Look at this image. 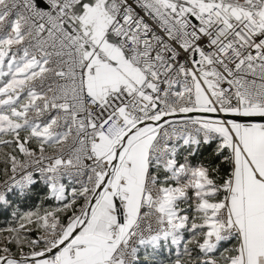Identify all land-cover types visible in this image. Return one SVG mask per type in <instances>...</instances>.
Returning a JSON list of instances; mask_svg holds the SVG:
<instances>
[{"label": "built area", "instance_id": "built-area-1", "mask_svg": "<svg viewBox=\"0 0 264 264\" xmlns=\"http://www.w3.org/2000/svg\"><path fill=\"white\" fill-rule=\"evenodd\" d=\"M80 1L0 0V40H13L12 60L25 58L37 69L29 85L33 104L27 120L63 137L55 151L28 155L1 184V195L38 181L49 187L70 181L93 193L108 170L94 150L98 139L117 141L131 128L163 118L149 127L156 129L150 160L169 172L170 166L179 168L180 180L186 169L176 167L170 149L184 146L183 137L193 139L203 124L215 121L173 116L264 114V0H105L106 37L142 80L118 70L124 83L104 99L86 88L88 70L76 36L93 52L98 45L72 20ZM98 55L108 62L101 49ZM205 134L212 141L213 132ZM185 193L183 187L180 195ZM163 203L160 189L150 184L134 223L116 240L126 247L125 258L156 236L175 231L163 219ZM112 233L117 235L119 227ZM237 233L230 227L220 240Z\"/></svg>", "mask_w": 264, "mask_h": 264}, {"label": "rangeland", "instance_id": "rangeland-1", "mask_svg": "<svg viewBox=\"0 0 264 264\" xmlns=\"http://www.w3.org/2000/svg\"><path fill=\"white\" fill-rule=\"evenodd\" d=\"M93 18L94 17H92V19ZM86 19H90V15L87 16ZM88 22L91 23L90 20H88ZM98 24H100L101 27L103 26L102 22H99ZM102 34V30H98L97 36L92 37H97L99 45L108 46L109 42L107 39H104ZM83 35L90 39V37H88L89 34L84 32ZM76 39L82 48V54L84 57L88 52L85 43L80 37L76 36ZM12 43L13 40L8 38L0 40V166L3 167V173L0 174V186L11 177L14 169L24 159H26L28 155L40 152H53L51 151L53 149L50 148L55 145V142L54 144L51 143V145L49 143L52 141V138H55V136L50 134L49 129L48 131H46L47 129H36L32 126L33 123L27 120V115L29 114L30 108L33 104L32 100L29 99V85L32 78L36 76L37 71L34 65L25 58L22 60L15 57L13 60L11 59L13 56L10 50V44ZM98 49H100L99 46ZM93 54L95 55V53ZM103 69L104 70L100 69V73L103 76L108 75V70L104 67ZM96 83L94 82L93 86L96 87ZM207 130L209 132H213L214 136L213 138L211 137L212 140L220 138L222 140L223 146L229 148L233 155L234 170L232 178L226 184L228 195L225 197V199L220 203L212 202L210 196L214 194V190L210 188V182L207 179L204 171L192 170L187 172V168H185L187 176L177 180L176 174L181 171L179 168L171 169L170 166V170H173L170 173L175 182L172 187L184 186L186 189V193L184 194L186 198L180 200V202L177 203L179 207H176L177 212L175 214L179 217V219H182L184 224L182 229L177 227L175 223L171 221L170 223L176 227L174 232H168L167 235L161 236L162 240L156 236L150 240L149 243H146L140 247L136 252L133 253V251H129L130 255L126 258V247L123 245H115L111 258L105 262H101L102 264H134L141 249L145 247L157 249L161 246L159 243L163 242H168L169 246H174L178 252L182 250L181 231L188 226V217L183 214V202L187 201L188 199L196 201L194 202V204H196L195 209L197 212H200L196 215L195 220L201 223L196 224L194 221H192L191 228L194 229L200 225L207 228L206 240L202 245V251L207 254L214 253L221 243L227 242L220 240L222 232L234 226L236 227L238 233L235 234L231 239L236 238L238 241H240L238 255L230 262L221 261L217 264H239L238 262L244 254L242 242L245 239V235L244 229L241 228L240 222L238 221V216L232 210L230 194H233V190L235 189L236 185L235 181L241 176L240 174L248 172L256 177L257 174L261 173L259 170L264 169V129H261V127L253 128L249 125L237 124L229 121L224 123L209 122L203 124L200 127L198 134L196 133L197 135L193 139L189 140L188 138L183 137L182 141L183 143H193V145H196L199 141L209 142V138H207V135L205 134V131ZM155 132V128H150L142 135L137 137V139L129 142V145H132L144 137H151V139L148 140L150 142V146L146 152L147 162H149L150 166L156 164V161L152 162L150 160L149 151L152 146L155 145ZM58 140L60 142L63 139ZM122 141V139L111 142L108 141V143L105 145L106 149H111L110 152L112 151L111 153L107 154L108 157L105 158L108 165V170L114 160L113 151L116 149L115 146H119ZM172 149H170V152H172ZM170 158L171 155L167 157V159ZM165 167L166 166H163V168L167 170ZM116 168L114 170L113 176L115 175ZM106 173L104 174L103 179ZM193 181L197 183L195 184ZM50 187L51 191L53 192V190H59L61 185ZM80 190L82 193H84V195L86 194L87 197L85 195L86 201L84 205L80 206L77 210H73L72 208L75 204H77V202H79L80 199L75 201V196H73L72 200L68 199V203H65L66 205H64V207H62L60 210H51L43 213L29 214L24 216L21 219L20 227L18 228L19 230L17 232L10 231L9 233L4 234L3 237L6 242H13L17 248V252L19 253L17 256H15L11 255L8 250H5L3 256L0 257V264L8 257L30 258L40 256L44 253L50 252L52 249L56 248L59 246V244L65 241L78 226L77 223L80 220V217L87 209L90 198L96 191L95 190L92 193L91 189L88 188ZM9 192L11 191H5L2 193V195L0 194V201L4 199ZM78 194L80 193H77V195ZM69 213H71V216H69L66 221V217ZM31 231L37 232V240L30 241L24 236ZM38 241L42 243L43 246L39 251H36L35 248L38 245ZM67 247H69V245ZM67 247L56 253V256L58 254H62V252H65L66 250H69ZM115 253L118 255L117 260L113 259ZM220 254L226 255L227 252L223 250L220 251ZM211 261L213 262L214 260L212 259ZM6 264L19 263L15 261H9ZM175 264L181 263L178 261Z\"/></svg>", "mask_w": 264, "mask_h": 264}, {"label": "crops", "instance_id": "crops-1", "mask_svg": "<svg viewBox=\"0 0 264 264\" xmlns=\"http://www.w3.org/2000/svg\"><path fill=\"white\" fill-rule=\"evenodd\" d=\"M77 7L78 10H76ZM77 7L72 20L75 21L77 27L83 33L89 34L90 40L98 45L109 59L108 62H105L99 55H94L93 53L95 52L87 49L88 52L84 56V62L88 70L87 91L98 99H104L112 95L124 83V78L118 73V70L136 82H141L142 79L136 69L131 66L127 58L117 49L114 42L106 37L110 19L104 9L105 0H81ZM89 15L90 19L88 20L91 23L86 19ZM91 16L94 18L92 19ZM99 22H102V27L98 24ZM98 30H102L104 39L109 42L108 46L99 45L97 37H92L97 36ZM103 67L108 70V75L103 76L100 73V69L104 70ZM94 82H98L96 87L93 86ZM29 97L33 102L32 94H29ZM32 126L36 129L40 128V130L47 129L46 131H48L49 129L44 124H32ZM249 126L264 129V124ZM124 138L125 136L121 139ZM58 139H63V137L57 136L49 142L50 145L55 142V145L50 148L53 149L51 151L61 145L62 140L59 142ZM149 139L151 137H144L132 145H129L131 141L127 142L128 144L120 152L115 175L111 179L109 186L93 205L86 225L67 247L69 250L57 256L55 254L50 258L25 264H102L101 262L109 260L117 238H122L126 235L138 216L145 190L150 184L158 187L163 194V219L169 223L173 221L177 227L182 229L184 225L182 219H179L175 214L177 212V203L186 198L184 195H180L184 186L160 185L157 183L156 176L151 175V166L146 158V152L150 146ZM108 141L104 137L98 139L94 146L97 156L106 158L108 157L107 154L112 152H110L111 149H106L105 145ZM189 144V142H184L185 146ZM117 147L115 146V148ZM178 148L177 146L173 149L175 154ZM259 172H261L259 173L260 175L257 174L256 177L248 172L240 174L241 176L237 180L235 179L236 185L233 194H230L232 210L238 216V221L241 228L244 229L245 235V239L242 242L244 254L239 260V264H264V169H260ZM103 176L101 182L103 181ZM59 188V190L50 191V195L62 205L57 209H52V211L60 210L66 205L65 203H68V199L72 200L73 196H75V201L84 196V193L70 181L62 184ZM77 193L80 194L77 195ZM117 226L119 227V233L115 235L112 233V229ZM163 235H159L157 238L162 240L161 236Z\"/></svg>", "mask_w": 264, "mask_h": 264}, {"label": "trees", "instance_id": "trees-1", "mask_svg": "<svg viewBox=\"0 0 264 264\" xmlns=\"http://www.w3.org/2000/svg\"><path fill=\"white\" fill-rule=\"evenodd\" d=\"M233 165V155L229 148L223 146L220 138L209 142L199 141L196 145L193 143L184 145L176 152V167L204 171L210 182V188L214 190V194L210 198L212 202L216 203L222 202L228 195L226 184L232 178ZM2 168L0 166V174L3 173ZM150 173L156 176L157 183L160 185L170 186L175 183L171 173L163 167H152ZM50 191L46 182L38 181L28 189L12 190L0 201V257L3 256L5 250H8L11 255H18L19 252H17L14 243L6 242L3 236L10 231L17 232L24 216L61 207L62 204L51 197ZM85 201L84 195L72 209L77 210L84 205ZM194 202L196 201L192 199L183 202V214L188 217V226L181 231L182 250L178 252L174 246H169L168 242L161 243L157 249L145 247L139 251L134 264H175L178 261L181 264H217L221 261L230 262L237 257L240 241L236 238L221 243L214 253L207 254L202 251L207 228L201 225L194 229L191 228L192 221L196 224L201 223L195 220L196 215L200 212L196 211ZM69 216L71 213L67 215L66 221ZM24 236L30 241L38 239V234L35 231L28 232ZM37 243L35 250L39 251L43 244L39 241ZM223 250L227 252L226 255L220 254V251Z\"/></svg>", "mask_w": 264, "mask_h": 264}, {"label": "water", "instance_id": "water-1", "mask_svg": "<svg viewBox=\"0 0 264 264\" xmlns=\"http://www.w3.org/2000/svg\"><path fill=\"white\" fill-rule=\"evenodd\" d=\"M76 10H78V7L76 8ZM177 117H179V118H183V117H189V118L204 117V118H211V119H223L225 121H229V122H233V123H237V124H243V125L264 124V115L246 116V115L224 114L221 116L219 114L210 113V112H193V113H189V114L173 116V118H177ZM166 119L167 118H163L160 121H151V122H147V123L149 126H157L160 123H162L163 121H165ZM147 123L140 124L139 126H136L135 128H133V130L130 133L131 134L136 133V131L140 130V128H143L144 126H146L145 124H147ZM128 137H125L124 139H122L123 141L119 144V146L114 151L115 153H114L113 163H112L111 167L109 168V170L107 171L103 181L101 182L99 187L96 189L95 193L90 198V201H89L88 206H87V215H86L85 219L83 220V222L80 225H78L73 230V232L68 236V238L65 241H63L61 244H59V246L52 249L48 253H44L40 256L30 257V258L8 257V258L4 259L1 262V264H6L9 261H15L19 264H25L28 262H33V261L42 260L45 258H50L53 255H55L56 253H58L60 250L64 249L68 245H70L73 242V240L75 239V237L82 230V228L86 225L87 221L89 220V216L91 214V210H92L93 205L95 204L97 199L101 196L103 191L109 186V183H110L111 178L113 176L114 170H115L117 163H118V158H119L120 152L127 145Z\"/></svg>", "mask_w": 264, "mask_h": 264}, {"label": "bare ground", "instance_id": "bare-ground-1", "mask_svg": "<svg viewBox=\"0 0 264 264\" xmlns=\"http://www.w3.org/2000/svg\"><path fill=\"white\" fill-rule=\"evenodd\" d=\"M98 53H99V49H98V47L95 49V54H97L98 55ZM242 115H246V116H253V115H264V114H258V113H256V112H251V111H246V112H244V114H242ZM210 119V118H209ZM211 120H213V121H215V122H219L220 120H218V119H211ZM224 121V120H223ZM225 122H227V121H225ZM146 126H144L143 128H140V130H138V131H136V133H134V134H131L130 132L133 130V128H131L130 130H128L127 132H126V134H125V137H128V142L129 141H132V140H134V139H136L137 137H139L140 135H142L144 132H146L147 130H149L150 128L149 127H151V126H149L148 125V123L147 124H145ZM86 215H87V209L83 212V214H82V216L80 217V220L78 221V225H80L82 222H83V220L85 219V217H86Z\"/></svg>", "mask_w": 264, "mask_h": 264}]
</instances>
